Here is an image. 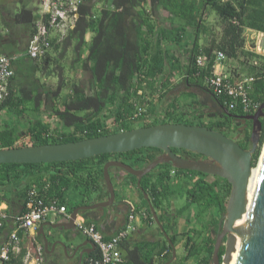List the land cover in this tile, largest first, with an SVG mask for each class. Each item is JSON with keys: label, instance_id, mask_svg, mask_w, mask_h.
<instances>
[{"label": "trees", "instance_id": "trees-1", "mask_svg": "<svg viewBox=\"0 0 264 264\" xmlns=\"http://www.w3.org/2000/svg\"><path fill=\"white\" fill-rule=\"evenodd\" d=\"M8 5L5 8L0 6V53L14 56L25 51L35 32L39 14L37 7L23 4L16 11ZM210 11L223 21L217 48L228 58H236L239 54L251 59L255 57L245 49L243 32L246 28L264 32V0H84L77 8L74 26L64 36L58 33L52 37L50 47L42 56L33 59L20 55L13 59L14 75L10 79L8 94L0 102V112L8 109L9 113L25 118L30 112L39 116L48 97L53 95L57 102L49 109L50 116L60 126L54 127L38 117L29 119L25 129L17 122L2 121L0 148L77 141L135 128L133 123L136 121L141 122L140 126L167 122L201 125L229 137L242 127L241 121H244L248 127L236 141L247 148L252 121L242 119L240 116L245 113L239 108L230 109L225 103L226 97L212 93L205 84L204 76L214 65L215 39L210 45H201L199 38L201 33L208 31L205 19ZM175 45L181 48L186 61L175 54ZM56 51L58 55H53ZM68 51L73 53L70 66L73 68L79 64L82 71L79 81L65 80L64 67L59 59H63ZM199 52L208 56V63L204 71L196 75L193 61ZM38 71L47 75L56 71L58 82L54 91L44 89L43 85L31 87L35 85ZM248 73L257 77L250 96L261 103L264 100V64H251ZM176 74L182 75L186 90L173 96L160 110L158 103L166 98L167 90L173 86L171 78ZM64 88L66 93L63 95L61 90ZM199 93L204 97L200 98ZM182 106L188 109L183 110ZM139 107L141 112H138ZM224 109L232 115L225 113ZM107 119H111L110 124H106ZM261 122L259 145L264 138V117ZM178 149L181 148H173L174 151ZM160 151L156 147H142L77 160L0 163V187L22 181L23 204L26 191L33 184L40 187L45 197H56L62 204L67 203L64 195L75 191L80 198L71 204L69 210L72 211L76 206L88 204L90 197L104 185L103 166L107 161L116 159L141 168L154 160ZM258 152L259 146L253 155V166ZM114 169L118 168L111 167V174ZM155 169L159 171L154 180L147 174L140 181L155 209H168L172 197L179 194L185 195L186 203L175 209V215L189 211L192 205L197 208V218L205 216L212 208L221 214L225 212L231 188L225 178L176 168L175 174L183 182L179 190H171L168 164L161 163ZM133 183H136V177ZM141 205L147 209L146 219L153 221L147 202ZM81 215L86 218L88 210H82ZM218 221L211 214L200 229L179 233L170 231L171 222L163 219L161 231L168 234L175 247L182 242L183 248V253L176 254L169 264H192L188 262L192 256L199 257L195 264H213ZM224 252L225 246L221 244L218 251L220 261ZM155 254H158L157 259ZM171 255V244L165 239L163 246L149 255H145L140 247H133L125 255V264H164ZM89 257L98 258V249L90 252ZM3 264L23 263L10 259Z\"/></svg>", "mask_w": 264, "mask_h": 264}, {"label": "water", "instance_id": "water-1", "mask_svg": "<svg viewBox=\"0 0 264 264\" xmlns=\"http://www.w3.org/2000/svg\"><path fill=\"white\" fill-rule=\"evenodd\" d=\"M224 111L232 115L226 109ZM240 117L252 121L250 145L247 148H243L236 140L215 129L201 125L167 122L120 130L77 141L0 148V163H48L83 159L101 153L126 152L142 147L159 148L161 151L157 157L141 168H134L116 159L107 161L103 166V182L108 198L74 207L67 220L51 224V227L74 229V220L82 210L116 206L124 202L116 200L115 187L110 175V168L117 167L136 177V185L146 200L154 221L163 230L160 217L152 206L148 194L140 185V181L159 164L169 163L178 169L201 171L225 178L231 184L226 210L217 225L212 263H228L226 253L227 246L230 245L234 249V264H264V144L253 180L248 183L253 168V155L260 140L264 100L253 113ZM173 148L186 149L204 155L212 161L188 159L179 155ZM238 225L236 240L233 241L232 234ZM37 234L41 236L44 249L47 251L49 237L43 224L38 227ZM163 234L171 244V258L164 263L169 264L176 257V249L168 238V234L165 231ZM54 237L56 238L52 246H61L63 256L67 259H76L77 264H82L86 256L95 249V244L90 239L76 243L72 247L73 237L68 236L62 239L56 234ZM221 244H224L225 252L220 261L218 251ZM85 246L89 247L84 248ZM71 248L72 252H69Z\"/></svg>", "mask_w": 264, "mask_h": 264}, {"label": "built area", "instance_id": "built-area-1", "mask_svg": "<svg viewBox=\"0 0 264 264\" xmlns=\"http://www.w3.org/2000/svg\"><path fill=\"white\" fill-rule=\"evenodd\" d=\"M84 0H40L38 4L39 18L35 23V32L27 42L23 53L8 56L0 53V102L8 94L10 79L14 75L12 61L20 55H27L37 59L42 56L50 47L51 38L54 33L62 36L75 24L77 8ZM251 31L249 35L248 50L254 53L253 64L258 63V59H264V32L247 28ZM214 65L212 71L205 74V84L209 90L218 95L226 97L225 103L230 109L239 108L243 113H253L260 105L250 96L253 83L256 81L254 74H247L237 79H232L230 75L223 71V62L226 54L222 50H214ZM196 75H200L207 67L208 56L199 52L194 58ZM142 108H138L141 112ZM173 173V171H172ZM24 209L22 212L10 214L7 207L0 203V232L8 221L12 222V229L0 242V264L10 259L20 260L23 264H41L44 260V249L42 242L38 238V227L42 221L49 216L64 215L67 219L70 213L65 204L60 203L56 197H45L41 193L40 187L33 184L25 194ZM136 214L131 209L127 215L124 226L113 235L106 238L92 221L86 220L82 216H77L74 220L75 228L87 239L95 244L99 251L98 258H86L83 264H123L124 257L120 251V243L124 241L128 234L135 229ZM26 231L29 237L36 244V252L33 253L30 247L23 249L18 232Z\"/></svg>", "mask_w": 264, "mask_h": 264}, {"label": "crops", "instance_id": "crops-1", "mask_svg": "<svg viewBox=\"0 0 264 264\" xmlns=\"http://www.w3.org/2000/svg\"><path fill=\"white\" fill-rule=\"evenodd\" d=\"M8 0H0V6L2 8H5ZM21 1L25 5V2L32 1L33 7H37L38 10V4L40 0H16ZM2 28L1 22H0V29ZM58 35V33H54L53 37ZM86 38H89V34H87ZM239 57V56H238ZM229 58L225 59L223 62V71L230 75L232 79H237L241 76H243L242 69L243 65L239 62V58ZM182 75L176 74L171 78L172 85H175L179 80H181ZM174 83V84H173ZM173 86L171 87V89ZM190 88V87H189ZM168 89L167 91L171 90ZM186 90V88L184 89ZM191 90V89H190ZM181 94V92H180ZM177 95V94H176ZM175 95V96H176ZM170 101V100H169ZM8 120L9 122V116L7 118L4 117V121ZM3 121V120H2ZM17 121V120H16ZM14 123V121H13ZM18 123V122H17ZM159 169H155L152 174L149 175L153 180L156 177V174L158 173ZM170 170V174H171ZM176 173V172H175ZM111 178L113 183L116 185L115 192H116V200L118 201H124L119 203L116 206H105V207H96L94 209L88 210V215L85 218L88 221H92L96 224L97 228L102 232V234L108 238L120 228L124 226L127 220V215L131 209L135 211L136 219H135V229L131 231L127 238L120 243V251L122 256H124L125 262L126 258L125 255L128 253L130 249H132L135 246H138L141 248L142 252L145 255H149L150 253H156L159 248L163 246V241L165 240V237L161 234V231L159 229H155L153 227V221L147 220V209L141 205L146 200L144 199L141 191L138 189L136 183H133L134 176L130 175L123 169H114V171L110 172ZM181 184L183 182V179L181 178ZM22 181L21 182H15L8 184L6 186L0 187V203H3V206L7 207V211L10 214H16L19 212H22L24 209L23 205V196L21 195V188L23 187ZM168 184L170 186L171 190H179L181 188V185L176 187L171 182L168 181ZM73 192V203L80 198L79 194L75 191ZM108 198V193L103 185L94 196L90 197V202L95 203L102 200H106ZM65 201H67V193L64 195ZM65 204V203H63ZM67 211L70 213L71 211V204L66 203L65 204ZM176 207L172 201L171 206L168 207L166 210H158L156 209L160 220L163 221V219H167L171 222L170 231H175L176 227H180L177 229L176 232H186L190 229H200L201 225L197 224L199 221V218L196 217V211L197 208L195 205H192L190 207V210L186 212L184 215V212H181L177 215H175ZM214 214V212L212 211ZM79 216L81 215V212L79 213ZM83 217V216H82ZM67 218L59 214L57 216H49L44 221L40 223L44 225V230L47 233L49 237V248L46 251L44 249L43 240L41 236L38 235L39 240L42 242V246L44 249V260L41 264H77L76 259H67L62 254V247L59 245H56L53 247V241L56 237H54V234L58 235L59 238H68V236H71L74 238V243L71 244L72 247L76 243H81L82 241H85L87 238L84 237L76 228L74 229H59V228H52L51 224L58 223L60 221H65ZM39 225V226H40ZM12 229V222L8 221L4 228L0 232V242L5 238V236L8 234V232ZM18 235L21 240V246L23 249H26V247H30L31 251L33 253L36 252V244L34 240H32L26 231L20 230L18 232ZM191 235V233L189 234ZM203 235V234H202ZM65 236V237H63ZM70 237V238H71ZM202 237V236H201ZM89 246H85L84 248H88ZM183 249V248H182ZM69 252H72V248ZM157 255L155 254L154 257L157 259ZM88 256V255H87ZM86 256V258H87ZM199 257L198 256H192L188 259V262L195 264L197 263ZM125 262L123 264H125ZM83 264V263H82Z\"/></svg>", "mask_w": 264, "mask_h": 264}, {"label": "rangeland", "instance_id": "rangeland-1", "mask_svg": "<svg viewBox=\"0 0 264 264\" xmlns=\"http://www.w3.org/2000/svg\"><path fill=\"white\" fill-rule=\"evenodd\" d=\"M7 4H9L8 6L10 7H13L14 10H19L21 8V5H23V3H21V1H16V0H8L7 1ZM25 5L27 7H33V2L32 1H29V2H25ZM206 25L208 27V31L206 33H201L200 34V38H199V43L201 45H210L212 39L214 38L215 39V45H214V50H217V42L221 36V33H222V26H223V21L220 17L217 16V14L213 11H210L208 16L206 17ZM190 32H192V29H189ZM251 31L248 30L247 28L244 30L243 32V36L245 38V49L248 50L249 48V35H250ZM191 34V33H190ZM189 34V35H190ZM192 35V34H191ZM188 36V35H187ZM187 39V38H186ZM185 39V40H186ZM190 40V39H189ZM187 41V40H186ZM54 51V49H51V52ZM53 54V53H52ZM175 54L178 55L182 61H186V57L184 55V53L182 52L181 48H179L177 45H175ZM53 55H58V52H54ZM73 58V53L68 51L65 55V57L63 59H59V63L61 65H63V69H64V76H65V80L67 82H71V81H79L82 79V71L80 69V66L79 64H76L73 68L70 66L71 65V60ZM239 62L244 66L243 67V76L244 75H247V74H251V73H248L249 72V68H250V65L253 64V58L251 59L249 56H246V55H242V54H239ZM226 59H229L227 56H226ZM264 64V59H258V63L256 65H263ZM35 77H37L36 81H35V85L32 86L31 84V87H37V88H40V86H44V89H49L51 91H54L57 87V82H58V77L56 76V71L53 72L52 74L50 75H47V73H41V72H37ZM22 78V77H21ZM19 79V77H18ZM172 81V80H171ZM15 84V83H14ZM174 84V83H173ZM186 88L184 82L181 80H179L175 85H173V88L169 91H167V96L166 98L161 101L160 103H158V107L160 110L164 109V106L167 104V102L169 100H171L173 98V96H175L176 94L177 95H180V92L182 90H184ZM191 89V88H190ZM194 91H197V89H193ZM62 93L61 94H65L66 93V88L62 89L61 90ZM176 95V96H177ZM199 96L200 98H203L204 97V94L202 93H199ZM56 102L57 100L54 99L53 95H50L48 97V100H47V104H46V107L43 106L42 108V111L40 112L39 116L35 113H31L30 112V116H27L25 118H22L23 116H20V117H17L16 115L12 114V113H9L7 110L8 109H3L1 112H0V122L2 123V120L4 121V117L7 118L9 116V123H13L14 122H18V124L20 125V127L22 129H25L28 125V120H34L38 117V119H40L41 121H45V122H49L51 125H53L54 127H59L60 126V123L54 119V117H51L50 116V111L49 109H51V107L53 105H56ZM182 109H188L187 106H182ZM107 112V111H105ZM17 120V121H16ZM110 121L111 119H107L106 120V124H110ZM242 122V127H240L238 129L237 132L233 133V135H230V137L234 140H237V139H240L242 137V134H243V130L245 127H248V124L244 121H241ZM141 125V122L140 121H136L133 123V126L134 127H138ZM263 144H264V138H263V141L259 146V152H258V156L256 158V161H255V164L253 167H255L259 161V157H260V154H261V151H262V147H263ZM167 164V163H166ZM168 168L171 171V174H170V177H169V182H171V184H173L174 186L178 187L181 185V177L177 176L175 174L176 172V168L173 167L171 164L168 163ZM114 184V183H113ZM114 187L116 188V185L114 184ZM116 193V192H115ZM73 192L70 191L67 193V203L69 204H72L74 199H73ZM173 199V203L175 205L176 208H180L181 206H183L185 203H186V197L185 195H179V194H175V196L172 197ZM212 211L214 212V214L212 213ZM187 211H185L183 214L185 215ZM215 215L216 218L220 219L222 214L219 212V210H217L216 208H212L211 210H209L205 216L199 218V221L197 222V224L201 225L204 221H206L210 215ZM197 218V219H198ZM153 227L156 229H159V231H161V229L159 228V226L157 225V223L154 221L153 222ZM180 228V227H176L175 228V232L177 231V229ZM161 234L164 236L163 232L161 231ZM176 249V254L177 255H181L183 253V249H182V242H180L179 244H177V246L175 247Z\"/></svg>", "mask_w": 264, "mask_h": 264}, {"label": "bare ground", "instance_id": "bare-ground-1", "mask_svg": "<svg viewBox=\"0 0 264 264\" xmlns=\"http://www.w3.org/2000/svg\"><path fill=\"white\" fill-rule=\"evenodd\" d=\"M255 168H256V166L252 168L251 174L249 176L248 183L252 182V180H253V175H254ZM239 224H240V222H239ZM238 227H239V225L237 226V228H235V231L232 234L233 235L232 236L233 241L236 240ZM226 255H227L228 260H229L228 263H226V264H234V258H233L234 249L230 245L227 246V253H226Z\"/></svg>", "mask_w": 264, "mask_h": 264}, {"label": "flooded vegetation", "instance_id": "flooded-vegetation-1", "mask_svg": "<svg viewBox=\"0 0 264 264\" xmlns=\"http://www.w3.org/2000/svg\"><path fill=\"white\" fill-rule=\"evenodd\" d=\"M242 119H243V118H242ZM244 120H246V119H244ZM175 152H177L179 155H181V156H183V157H185V158L192 159V160H205V161H212V160H210L208 157H206V156H204V155H201V154H198V153H196V154L188 153V152H186V151L183 150V149H178V150L175 151ZM154 170H155V168H154ZM154 170H152L149 174H152V172H153Z\"/></svg>", "mask_w": 264, "mask_h": 264}]
</instances>
